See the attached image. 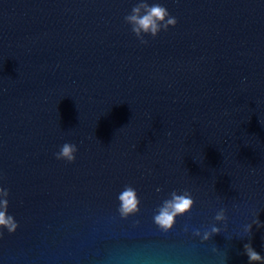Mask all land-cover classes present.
Wrapping results in <instances>:
<instances>
[{
  "label": "water",
  "instance_id": "1",
  "mask_svg": "<svg viewBox=\"0 0 264 264\" xmlns=\"http://www.w3.org/2000/svg\"><path fill=\"white\" fill-rule=\"evenodd\" d=\"M137 2L0 0V186L18 223L0 230V264L264 256V227L244 232L264 225V0H148L177 24L147 44L124 21ZM66 142L71 163L55 156ZM125 185L141 203L122 218ZM174 190L195 204L163 232Z\"/></svg>",
  "mask_w": 264,
  "mask_h": 264
},
{
  "label": "clouds",
  "instance_id": "2",
  "mask_svg": "<svg viewBox=\"0 0 264 264\" xmlns=\"http://www.w3.org/2000/svg\"><path fill=\"white\" fill-rule=\"evenodd\" d=\"M124 21L130 25L132 33L142 44L148 43L144 39L145 35L155 38L161 31H167L169 27H175L177 24V19L170 15L164 5L158 2L150 4L148 0H138L132 7L130 14L124 17ZM77 151L76 144L66 142L60 147L55 156L57 160H66L71 163L75 161ZM156 191L159 192L161 189L157 188ZM9 195V190L0 186V230L7 229L9 233H14L18 228V223L12 215L8 214ZM118 201V212L122 218L135 215L140 211L141 201L136 189L131 185H125L118 195ZM194 204L195 200L190 191L184 190L181 193L175 190L172 191L169 194V198L164 199L157 208L156 214L153 217L155 225L163 232H168L174 227L176 218L189 213ZM214 220L216 222H225L227 220L226 209H219ZM253 225L264 227L259 219H256L253 223L245 225L244 232L252 233ZM188 230V227L185 226L184 231L187 232ZM220 233L221 229L215 225H212L210 229H206L203 232L199 229L192 230V235L199 237L202 242L208 241L214 235ZM2 235L3 232L0 231V236ZM244 253L248 257V264H264V256L258 253L251 243L244 244Z\"/></svg>",
  "mask_w": 264,
  "mask_h": 264
}]
</instances>
